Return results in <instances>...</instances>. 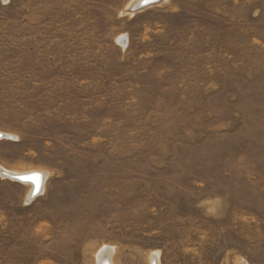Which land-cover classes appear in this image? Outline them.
Wrapping results in <instances>:
<instances>
[{
    "label": "rangeland",
    "instance_id": "1",
    "mask_svg": "<svg viewBox=\"0 0 264 264\" xmlns=\"http://www.w3.org/2000/svg\"><path fill=\"white\" fill-rule=\"evenodd\" d=\"M132 1L0 0V264H264V0Z\"/></svg>",
    "mask_w": 264,
    "mask_h": 264
},
{
    "label": "bare ground",
    "instance_id": "2",
    "mask_svg": "<svg viewBox=\"0 0 264 264\" xmlns=\"http://www.w3.org/2000/svg\"><path fill=\"white\" fill-rule=\"evenodd\" d=\"M142 0H133L132 3L130 4L132 7H135L137 3L141 2ZM154 1V0H153ZM161 1V0H160ZM158 3V2H157ZM131 9V8H130ZM1 133V132H0ZM2 136L0 138H2L4 136L3 133H1ZM40 172L44 175V171L40 168H33V169H28V170H23V171H9V170H6L2 167H0V174H6L5 177L7 178H10L12 180H15L21 184H24L26 186H28V195L30 197V194L32 192V188H33V185L34 186H40V191L42 190V188H44V178L42 177V180H40V176L39 174H32V175H28V173L30 172ZM20 176L22 179H30L31 182H26V181H22V180H19L17 178H13V176ZM36 182L38 184H36ZM37 188V189H38ZM108 247L107 246H104L102 247L97 255H96V264H115L114 263V260H113V255H114V249L113 247L109 248V250H106ZM157 253L154 255V260L150 259L152 254L150 255L149 259H148V264H159V261L157 259Z\"/></svg>",
    "mask_w": 264,
    "mask_h": 264
},
{
    "label": "water",
    "instance_id": "3",
    "mask_svg": "<svg viewBox=\"0 0 264 264\" xmlns=\"http://www.w3.org/2000/svg\"><path fill=\"white\" fill-rule=\"evenodd\" d=\"M154 1H156V0H154ZM153 0H142L141 2H139V3H137L136 4V6L135 7H133V9L134 10H136V9H140V8H142V7H144V6H146L147 4H149V3H151V2H154ZM2 136V134L0 133V137ZM32 174H39V176H40V180H42V177H43V174L42 173H40V172H30V173H28V175H32ZM3 175H6V174H4L3 173ZM13 178H17V179H19V180H22V181H28V182H31V180L30 179H22L20 176H13ZM36 184H38L37 182H36ZM38 188V186L36 187V186H34L33 185V188H32V192H31V194H30V197L31 196H33V195H35V194H37L39 191H40V186H39V188Z\"/></svg>",
    "mask_w": 264,
    "mask_h": 264
}]
</instances>
